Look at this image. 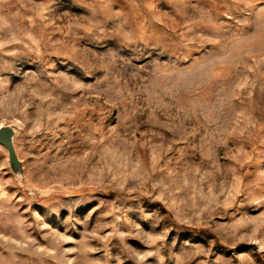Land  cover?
<instances>
[{
    "label": "rangeland",
    "instance_id": "rangeland-1",
    "mask_svg": "<svg viewBox=\"0 0 264 264\" xmlns=\"http://www.w3.org/2000/svg\"><path fill=\"white\" fill-rule=\"evenodd\" d=\"M0 264H264V0H0Z\"/></svg>",
    "mask_w": 264,
    "mask_h": 264
},
{
    "label": "water",
    "instance_id": "water-1",
    "mask_svg": "<svg viewBox=\"0 0 264 264\" xmlns=\"http://www.w3.org/2000/svg\"><path fill=\"white\" fill-rule=\"evenodd\" d=\"M16 129L11 124H4L0 126V144L8 151V162L12 172L24 180L23 162L19 158L14 144Z\"/></svg>",
    "mask_w": 264,
    "mask_h": 264
}]
</instances>
